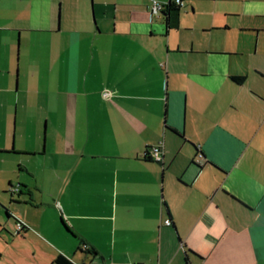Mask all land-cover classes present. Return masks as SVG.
I'll use <instances>...</instances> for the list:
<instances>
[{"label":"crops","instance_id":"0c3cea01","mask_svg":"<svg viewBox=\"0 0 264 264\" xmlns=\"http://www.w3.org/2000/svg\"><path fill=\"white\" fill-rule=\"evenodd\" d=\"M241 1L220 10L247 51L183 23L195 0L175 25L148 0H0L11 264H264V0Z\"/></svg>","mask_w":264,"mask_h":264},{"label":"rangeland","instance_id":"374dc122","mask_svg":"<svg viewBox=\"0 0 264 264\" xmlns=\"http://www.w3.org/2000/svg\"><path fill=\"white\" fill-rule=\"evenodd\" d=\"M184 0H182L183 3ZM190 0H185L187 3ZM241 0H195L194 3V11L191 13L192 15H185L182 18L183 23H192L197 26L199 35L208 37V36H219V35H227L229 42L231 39H237L234 43L238 44L244 50L247 51L248 49L252 48L255 37L253 32L251 31H239V26L236 25L238 22V17L232 15H224V12H221L220 9L224 7H233L235 5L240 6ZM186 10L185 8H181L182 12ZM222 19L228 20L231 26H227L228 28L225 31L221 29H212L211 27H217L218 21ZM251 18L244 17L242 19V23H246ZM200 24H204L203 29H209V31L200 32ZM209 24V26H206ZM13 157L12 155H1L0 156V185L3 183L5 175L11 176V182L15 185V190H10L9 186L4 182V188H0V199L3 201L0 202V264H11L12 261V253L18 245V239L13 238L15 235H19V233L15 231V221L14 218H18L17 214H25V208L27 207L26 204L17 202L24 194H18L20 190L21 183L19 179H17V171H16V164H13ZM19 189V190H18ZM1 190L2 191L1 193ZM31 208V207H29ZM35 212H39L40 217L42 220H47L49 218V211L48 209H44V207H36L31 208ZM6 211L10 213L9 215L6 214ZM31 212V211H30ZM18 220H20L18 218ZM22 222V220H20ZM25 225V223L23 222Z\"/></svg>","mask_w":264,"mask_h":264},{"label":"built area","instance_id":"2783aa9c","mask_svg":"<svg viewBox=\"0 0 264 264\" xmlns=\"http://www.w3.org/2000/svg\"><path fill=\"white\" fill-rule=\"evenodd\" d=\"M149 1V4H148V9H149V13L151 15H154V16H157L159 14L162 13V10L165 9V3L167 2L164 1V2H159L157 0H148ZM174 4H178V5H182V0H171ZM102 94L103 95H108L109 94V91L108 90H103L102 91ZM143 154L148 157V158H151L153 160H160L161 158V154H162V145L160 142H156L154 144H150L148 146H146V148L144 149V152ZM198 156H200V154H198ZM10 190H15L16 187L15 185H10L9 186ZM164 223H169V219L168 218H165L163 220ZM24 227L23 223L20 221V220H15V231L16 232L17 230H21L22 228ZM119 264H134V263H130V262H125V263H119Z\"/></svg>","mask_w":264,"mask_h":264},{"label":"trees","instance_id":"16d2710c","mask_svg":"<svg viewBox=\"0 0 264 264\" xmlns=\"http://www.w3.org/2000/svg\"><path fill=\"white\" fill-rule=\"evenodd\" d=\"M181 5L178 4H174L171 0H167V2L165 3V9L162 10V13L167 17L168 22L171 25H175L177 22V18H178V11ZM236 79H241L242 76H236ZM144 155V154H143ZM145 156V155H144ZM6 214H8V212L6 211ZM17 220L16 218L14 219V221ZM24 229V227L21 230H17L16 233H20L22 232ZM53 262L56 264H72L69 260H67L63 255L61 254H57L54 258H53Z\"/></svg>","mask_w":264,"mask_h":264}]
</instances>
